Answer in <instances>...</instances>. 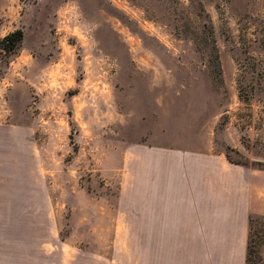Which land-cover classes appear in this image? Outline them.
Returning a JSON list of instances; mask_svg holds the SVG:
<instances>
[{
	"label": "rangeland",
	"instance_id": "374dc122",
	"mask_svg": "<svg viewBox=\"0 0 264 264\" xmlns=\"http://www.w3.org/2000/svg\"><path fill=\"white\" fill-rule=\"evenodd\" d=\"M0 3L16 7L0 39L24 30L13 51L0 45V227L145 242L130 161L156 120L176 133L217 114L238 144H223L229 157L264 164L238 149L264 154V0ZM247 264H264V216Z\"/></svg>",
	"mask_w": 264,
	"mask_h": 264
},
{
	"label": "crops",
	"instance_id": "0c3cea01",
	"mask_svg": "<svg viewBox=\"0 0 264 264\" xmlns=\"http://www.w3.org/2000/svg\"><path fill=\"white\" fill-rule=\"evenodd\" d=\"M0 13L14 21L16 7L0 3ZM219 120L176 133L156 120L140 155L135 148L130 213H146L145 242L57 240L40 227L4 226L0 264H247L251 220L264 216V164L231 159L224 147L238 144Z\"/></svg>",
	"mask_w": 264,
	"mask_h": 264
},
{
	"label": "trees",
	"instance_id": "16d2710c",
	"mask_svg": "<svg viewBox=\"0 0 264 264\" xmlns=\"http://www.w3.org/2000/svg\"><path fill=\"white\" fill-rule=\"evenodd\" d=\"M23 37L24 30L22 28H16L0 39V45L8 51H13L20 44Z\"/></svg>",
	"mask_w": 264,
	"mask_h": 264
}]
</instances>
